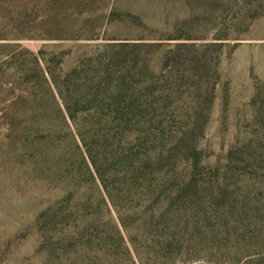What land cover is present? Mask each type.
I'll return each mask as SVG.
<instances>
[{
    "label": "rangeland",
    "instance_id": "374dc122",
    "mask_svg": "<svg viewBox=\"0 0 264 264\" xmlns=\"http://www.w3.org/2000/svg\"><path fill=\"white\" fill-rule=\"evenodd\" d=\"M262 81L264 0H0V264H237L208 177Z\"/></svg>",
    "mask_w": 264,
    "mask_h": 264
},
{
    "label": "trees",
    "instance_id": "16d2710c",
    "mask_svg": "<svg viewBox=\"0 0 264 264\" xmlns=\"http://www.w3.org/2000/svg\"><path fill=\"white\" fill-rule=\"evenodd\" d=\"M41 74L42 81L47 83L45 71L42 70ZM55 98L53 94H48L49 103L56 104L57 112L63 119L65 121L71 119L70 107L59 96L62 101V108L59 109ZM42 103L43 100L27 82L20 87L18 99L20 113L22 112L20 115L26 116L27 125L32 130L31 134L21 132L19 135L21 141L28 140L32 135L38 137L36 135L39 133L47 134V136L42 134L40 138L43 140L46 139L45 137H51L50 132H45V127L42 128V122H45L40 115L45 107ZM249 104V115L246 117L248 124L243 126L240 136L227 147L222 159L217 161V165L209 170L208 177L207 201L210 212L215 215L214 217L219 218L221 223L220 214L224 215L223 218L230 215L237 225L233 230L234 234H224L225 241L233 237L232 246L237 264L245 263L244 258L249 251L255 256H262L264 253V81L254 86ZM25 110H29L28 114ZM121 121L124 122L122 117ZM117 136L118 133L113 135V142L116 141ZM87 172L89 174L86 165ZM70 180L75 183L73 176ZM72 198L71 193L67 199L71 201ZM85 207L83 205L82 209ZM219 235L221 236V234H211L213 244H222Z\"/></svg>",
    "mask_w": 264,
    "mask_h": 264
}]
</instances>
